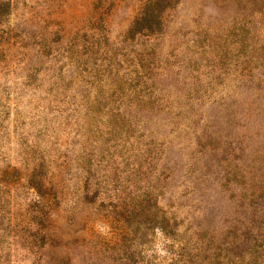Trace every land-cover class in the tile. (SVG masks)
<instances>
[{"label":"rangeland","instance_id":"rangeland-1","mask_svg":"<svg viewBox=\"0 0 264 264\" xmlns=\"http://www.w3.org/2000/svg\"><path fill=\"white\" fill-rule=\"evenodd\" d=\"M144 1L0 0V264H35L24 241L35 195L15 170L44 161L65 187V209L77 207L84 181L127 186L131 147L111 115L132 87V56L143 58V39L124 35ZM168 21L164 54L176 71L188 66L178 79L253 81L231 88L250 109L221 139L195 145L184 134L170 147L171 179L151 185L175 227L120 229L100 200L80 205L69 264H264V0H181ZM250 55L260 63L252 75L242 71ZM203 83L206 98L225 93ZM203 109V120L214 113Z\"/></svg>","mask_w":264,"mask_h":264},{"label":"trees","instance_id":"trees-1","mask_svg":"<svg viewBox=\"0 0 264 264\" xmlns=\"http://www.w3.org/2000/svg\"><path fill=\"white\" fill-rule=\"evenodd\" d=\"M180 1L145 0L124 35L134 45L138 44L139 39L144 42L140 46L143 58L137 61L132 56V66L137 71H133L132 87L121 102L123 111L111 115L113 124L126 134L131 147L130 177L125 179L127 186L123 189H107L100 183L88 184L84 181L78 194L73 195V205L77 207L65 209L63 203L68 196L65 187L58 179L55 180L56 176H53L44 161L36 159L31 165H25L22 173L15 170L16 175L20 178L22 175L27 187L35 195L28 205L31 228L28 239L24 240L28 242L27 248L29 252L31 250L35 264L70 263L71 245L81 237L75 233L78 216L82 213L79 206L94 204L98 200L99 205L105 208L106 222L120 229L141 226L147 230L156 227L165 234L169 225L175 227L174 222L171 224L167 217L158 214V199L151 185L156 176L162 185L171 179V170L166 173L172 160L169 157L173 153V150L169 151L170 147L183 144L184 134L195 145L221 139V130L239 117L238 110L250 109L244 98H235L239 94L231 88H247L253 81L230 85L178 79L179 75L183 77L188 73V66L181 63L176 71L172 54L167 52L165 55L164 47L173 41V34L169 30L171 21L168 19L172 18ZM254 52L257 54V50ZM258 61L259 56L250 55L242 71L254 74V68L260 64ZM200 82L206 89L220 86L225 93L206 98L207 91L201 89ZM206 102L210 104V109H214V113L203 120L207 115L203 109ZM256 115H261L260 111H256ZM215 126L217 130L213 131ZM138 153L143 162L135 164ZM151 171L155 174L153 177ZM115 181L118 182L119 178ZM141 184L145 189L141 190L143 186L139 188ZM30 239L33 240L32 244Z\"/></svg>","mask_w":264,"mask_h":264}]
</instances>
